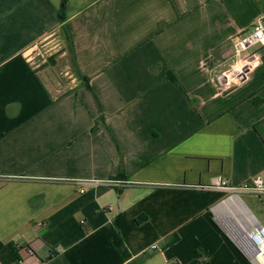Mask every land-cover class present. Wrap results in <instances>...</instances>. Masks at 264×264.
Returning a JSON list of instances; mask_svg holds the SVG:
<instances>
[{
    "label": "crops",
    "instance_id": "crops-1",
    "mask_svg": "<svg viewBox=\"0 0 264 264\" xmlns=\"http://www.w3.org/2000/svg\"><path fill=\"white\" fill-rule=\"evenodd\" d=\"M262 16L264 0H0V264H251L230 227L241 208L264 227V197L214 182L264 181V46L244 80L223 75ZM38 48L61 53L40 67ZM87 179L129 184L80 194Z\"/></svg>",
    "mask_w": 264,
    "mask_h": 264
},
{
    "label": "built area",
    "instance_id": "built-area-1",
    "mask_svg": "<svg viewBox=\"0 0 264 264\" xmlns=\"http://www.w3.org/2000/svg\"><path fill=\"white\" fill-rule=\"evenodd\" d=\"M264 46V16L260 17L250 30L238 36L233 46V63L223 73L225 75V84L234 80L239 82L242 76L246 77V68H252L259 60L257 52H250V49ZM228 76V77H227ZM231 79V80H230ZM229 80V81H228ZM78 187L79 193L84 194L85 188L102 186L112 189H122L129 183L112 179L98 180H72ZM215 188L224 191L229 196L252 195L258 198L264 197V181L257 177L243 183L240 186H231L222 179H215ZM235 244L240 251L246 256L251 264H264V227L257 223V226H250L247 232L236 233L233 236ZM151 250H157L156 245L151 246ZM169 264V263H168Z\"/></svg>",
    "mask_w": 264,
    "mask_h": 264
},
{
    "label": "bare ground",
    "instance_id": "bare-ground-1",
    "mask_svg": "<svg viewBox=\"0 0 264 264\" xmlns=\"http://www.w3.org/2000/svg\"><path fill=\"white\" fill-rule=\"evenodd\" d=\"M237 201V200H236ZM241 205V204H240ZM225 207V206H224ZM226 208V207H225ZM229 208V207H228ZM231 209V208H230ZM233 209V208H232ZM238 209V208H237ZM233 211V210H232ZM225 213V212H224ZM228 213V212H227ZM223 214V213H221ZM230 214V213H229ZM223 217V216H222ZM232 217V216H231ZM229 218V217H228ZM233 218V217H232ZM237 218V223L235 225H232L230 227V233L233 232V234L236 233H244L248 231V228L250 226L256 227L257 226V221L245 210L241 208V215L236 216ZM230 221V219H229ZM225 223V222H224ZM229 224V223H228Z\"/></svg>",
    "mask_w": 264,
    "mask_h": 264
},
{
    "label": "rangeland",
    "instance_id": "rangeland-1",
    "mask_svg": "<svg viewBox=\"0 0 264 264\" xmlns=\"http://www.w3.org/2000/svg\"><path fill=\"white\" fill-rule=\"evenodd\" d=\"M65 47H67V43H65ZM56 51H58V53H54V54L52 52L46 53V50H44L43 48H38L29 57L32 58L33 64L39 65L41 67L43 65L42 63L43 60H47L48 58L53 56L55 57V55H59L61 53L59 49H56ZM250 51L252 52L253 49H250ZM38 52L40 54H36ZM50 54H52V56H49ZM242 198L245 200L244 196H242Z\"/></svg>",
    "mask_w": 264,
    "mask_h": 264
},
{
    "label": "water",
    "instance_id": "water-1",
    "mask_svg": "<svg viewBox=\"0 0 264 264\" xmlns=\"http://www.w3.org/2000/svg\"><path fill=\"white\" fill-rule=\"evenodd\" d=\"M247 72L250 70V68L248 67V68H246L245 69ZM245 79V77L244 76H242V80H244Z\"/></svg>",
    "mask_w": 264,
    "mask_h": 264
}]
</instances>
